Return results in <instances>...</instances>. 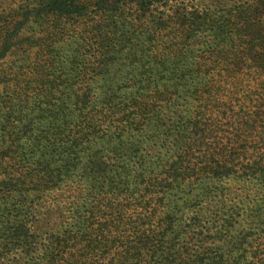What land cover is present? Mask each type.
Here are the masks:
<instances>
[{
    "label": "trees",
    "instance_id": "trees-1",
    "mask_svg": "<svg viewBox=\"0 0 264 264\" xmlns=\"http://www.w3.org/2000/svg\"><path fill=\"white\" fill-rule=\"evenodd\" d=\"M0 264H264V0H0Z\"/></svg>",
    "mask_w": 264,
    "mask_h": 264
},
{
    "label": "rangeland",
    "instance_id": "rangeland-1",
    "mask_svg": "<svg viewBox=\"0 0 264 264\" xmlns=\"http://www.w3.org/2000/svg\"><path fill=\"white\" fill-rule=\"evenodd\" d=\"M199 1V0H198ZM206 1H208V0H206ZM210 3L212 2V1H209ZM212 3H214V2H212ZM217 4V3H216ZM85 36H89L88 34H85ZM69 49V53L70 54H72L71 53V49H70V47L68 48ZM93 53L94 54H96L95 53V51L93 50ZM79 54H80V56L82 57H88V56H90L91 54H92V51H87V50H80L79 51ZM11 59L12 58H9L8 60H7V62L3 65L4 66V71L7 69V68H10V66H11ZM17 67H18V64H15ZM13 66H14V64L12 65V68H13ZM119 67H122V66H119V65H115L114 66V70H116L117 68H119ZM128 66H124V67H122L123 68V70L121 71H118L117 73H116V75L118 76V77H120V78H122V79H126L127 81H129V82H131V79L130 78H132V76L131 75H126V68H127ZM29 66H24V67H22L21 69H22V73H26L27 75H28V71H29ZM65 69H66V67L65 68H58V66L56 65V69H55V71H56V76H57V73L59 74V76H60V78H56V82L57 83H59L61 80H63L64 79V75L62 74L64 71H65ZM2 70V71H3ZM78 70H80V68H78ZM26 74H25V76H26ZM66 75L68 76V77H70V79H71V76L73 75V74H71V70H67L66 69ZM119 78V79H120ZM49 216V218H46V220H45V222H47V220L48 221H53L56 217H54V218H51L50 217V215H48Z\"/></svg>",
    "mask_w": 264,
    "mask_h": 264
}]
</instances>
